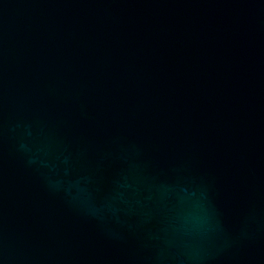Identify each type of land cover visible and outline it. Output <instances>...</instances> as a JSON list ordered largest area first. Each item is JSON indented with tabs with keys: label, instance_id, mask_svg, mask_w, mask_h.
I'll list each match as a JSON object with an SVG mask.
<instances>
[{
	"label": "water",
	"instance_id": "95a60500",
	"mask_svg": "<svg viewBox=\"0 0 264 264\" xmlns=\"http://www.w3.org/2000/svg\"><path fill=\"white\" fill-rule=\"evenodd\" d=\"M0 264H264V0H0Z\"/></svg>",
	"mask_w": 264,
	"mask_h": 264
}]
</instances>
